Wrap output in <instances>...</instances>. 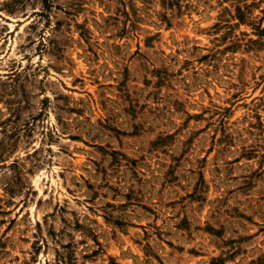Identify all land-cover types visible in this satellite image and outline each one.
<instances>
[{
    "label": "rangeland",
    "instance_id": "374dc122",
    "mask_svg": "<svg viewBox=\"0 0 264 264\" xmlns=\"http://www.w3.org/2000/svg\"><path fill=\"white\" fill-rule=\"evenodd\" d=\"M264 264V0H0V264Z\"/></svg>",
    "mask_w": 264,
    "mask_h": 264
},
{
    "label": "trees",
    "instance_id": "16d2710c",
    "mask_svg": "<svg viewBox=\"0 0 264 264\" xmlns=\"http://www.w3.org/2000/svg\"><path fill=\"white\" fill-rule=\"evenodd\" d=\"M71 262L70 255L61 254L58 257V263L57 264H68Z\"/></svg>",
    "mask_w": 264,
    "mask_h": 264
}]
</instances>
